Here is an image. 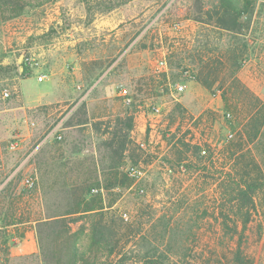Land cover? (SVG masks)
Returning a JSON list of instances; mask_svg holds the SVG:
<instances>
[{
    "label": "rangeland",
    "instance_id": "obj_1",
    "mask_svg": "<svg viewBox=\"0 0 264 264\" xmlns=\"http://www.w3.org/2000/svg\"><path fill=\"white\" fill-rule=\"evenodd\" d=\"M219 4L0 0V183L11 177L0 192V264H146L152 251L177 264H228L239 246L251 264H264V0H235L225 15ZM11 26L23 28L27 40L9 55ZM162 58L166 70L157 69ZM186 68L193 78L176 101L168 87ZM49 69L61 73L56 84L85 87L63 89L61 108L48 119L39 107L29 116L22 108L4 111L33 102L38 77ZM119 87L131 107L117 97ZM4 88L11 91L6 100ZM140 104L161 105L166 131L201 115L213 141L227 130L233 140L200 158L196 146L176 137L180 129L165 132L164 157L184 162L185 173L166 177L155 168L137 182L127 167L141 158L130 138ZM252 129L255 138L247 135ZM27 177L33 188L23 183ZM247 177L260 180L259 188L241 208L236 190ZM76 186L84 191L80 212L65 225L38 228L46 211L68 209ZM91 187L103 192L90 196ZM32 228L37 251L16 255L20 235Z\"/></svg>",
    "mask_w": 264,
    "mask_h": 264
},
{
    "label": "built area",
    "instance_id": "obj_2",
    "mask_svg": "<svg viewBox=\"0 0 264 264\" xmlns=\"http://www.w3.org/2000/svg\"><path fill=\"white\" fill-rule=\"evenodd\" d=\"M177 28L178 26L175 25ZM158 70H166L167 63L164 58L157 62ZM193 78L192 72L189 69H184L180 78L174 83L169 84L168 91L169 96L178 101L184 92L186 91V82H190ZM38 80L41 82L43 76H39ZM11 96V91L9 88H4L1 90V98L3 100L9 99ZM117 97H119L126 107H131L133 104V98L128 93L127 89L124 87H119L117 90ZM140 109L144 112V121L139 130V125H135L130 132V138L136 145L138 151L141 153V158L138 160L137 164H129L127 167L128 175L137 182H140L147 178L148 173L155 168L161 170L163 175L166 177H171L175 173L183 174L186 171L185 163L180 162L177 165L169 164L164 155L165 151H161L158 147L160 142L164 141L163 134L176 133L177 129H180L176 137L183 136L184 142L190 145H194L198 148V156L200 158H207L209 155L210 148H215L216 146L224 145L233 140V133L227 130L225 134L213 141L212 138L208 137L206 134V126L204 125L201 115L195 116L193 114L187 115L183 121L181 119L175 124L174 129L170 128L169 131L166 120V115L163 112V108L159 104H143ZM227 119L231 118L230 113L225 114ZM142 133V137H138L139 133ZM59 138V136H58ZM18 144L16 142L10 145L11 149H16ZM23 183L28 188H33L35 185L34 179L27 177L24 179ZM102 188H93L91 190V195H97L102 193ZM122 219L127 221L128 215L126 213L122 214ZM21 239L17 237L12 238L13 243H19Z\"/></svg>",
    "mask_w": 264,
    "mask_h": 264
},
{
    "label": "crops",
    "instance_id": "obj_3",
    "mask_svg": "<svg viewBox=\"0 0 264 264\" xmlns=\"http://www.w3.org/2000/svg\"><path fill=\"white\" fill-rule=\"evenodd\" d=\"M1 36H0V55L2 51H4L3 49L4 47L2 48V43L4 42V38L1 39ZM6 40H7L6 49H9L7 51H8V54L11 55L15 52L17 46L24 45L25 41L27 40V36H25L23 28H16V27L11 26L10 28H7ZM49 51H50L49 49L46 50V52H49ZM4 60L6 59L1 60V57H0V64L1 62L2 64L5 63ZM47 73H48L47 78L42 80L40 84H37L36 86L37 97L36 99L33 100V102L29 100L28 101L29 104L24 103L22 106L19 105L16 108L4 110V111H8L7 113H11V111L16 112L17 109L22 108L24 109V113L27 116H29L31 115V109L39 107V108H42L40 109L42 112L41 114H43L45 119H48L52 116H55L56 113L60 110L61 103L64 101L63 100V89H74L75 86L77 88L85 87L84 84H56L57 81H60L59 79H60L61 73L58 71H55L54 69H49ZM56 76H58V78H56ZM111 81L112 80H110L109 82ZM16 86L17 84H15V87ZM113 86L114 85L112 84L111 87ZM90 88H92V85L89 87V89ZM88 93H89V90H87L85 95L87 96ZM140 106L141 104L137 106V111L134 114V120L136 121L135 124L139 125V130L141 131L140 127L142 126L143 121H144V114H143L144 112L142 111V109H140ZM141 134L142 133L140 132L138 134V137H142ZM29 136L30 135L28 134L27 137ZM19 141H22V140H19ZM165 145H166L165 141L160 142V145L158 148L161 151H163ZM27 165H28L27 170L33 169V166L31 164H27ZM3 169L4 167L0 166V171ZM10 179L11 177L6 178L3 182L0 183V192L2 191L3 187L7 184V182L10 181ZM34 235H35L34 228L24 233V236H23V239L20 245L15 249L16 255H28L31 253H35L37 251Z\"/></svg>",
    "mask_w": 264,
    "mask_h": 264
},
{
    "label": "trees",
    "instance_id": "obj_4",
    "mask_svg": "<svg viewBox=\"0 0 264 264\" xmlns=\"http://www.w3.org/2000/svg\"><path fill=\"white\" fill-rule=\"evenodd\" d=\"M3 3H6L5 1H2ZM12 2V1H11ZM219 9L218 12H221L222 15H225L227 13H229L230 11H232L233 9H235V7H237L235 5V0H219ZM216 8V7H215ZM18 11H22V8H18L14 15H10L9 17H17L19 15ZM29 72L27 71L26 67L24 66V71H23V75L28 74ZM128 129L132 128V124L130 123L128 126ZM251 133L247 134L249 137L252 136L253 138H255V136L257 135V132L254 131V129L250 130ZM257 131V130H256ZM231 142V141H230ZM229 143V142H228ZM227 144V143H226ZM112 144H109V147L112 148L111 146ZM123 145L121 144V148L123 149ZM234 150L238 151L239 149L242 148V143H237L236 146H234ZM228 149V148H227ZM232 151V149H231ZM226 154L227 152H224V154L222 155V161H224L226 159ZM225 165V164H223ZM249 177L245 178L243 180V183L238 185V188L236 190V202H238V205L241 206V208H243V205L245 204H249L253 202V198L252 195L255 194L256 190L259 188L258 187V183L260 180L258 179H253V180H248ZM250 179V178H249ZM264 181V180H263ZM264 183V182H263ZM71 185V189L73 187L74 184H70ZM79 186H76L73 190H70L72 193V199L69 200L70 198H68V209L61 213V211L57 210V211H51V212H45V216L43 218L44 221H40V219L36 220L38 228H40L41 226L44 227H56L58 226L60 223H63L64 220L71 216L74 215L76 213H79L80 211H78L77 206L80 205V199L79 198V194L80 191L83 193L84 191H82V189L79 190L78 188ZM93 188H98V187H91L89 188V190L87 191V194L90 196H95V195H91V190ZM86 189V188H85ZM69 191V190H68ZM98 195V194H97ZM75 203V204H74ZM74 204V205H73ZM90 210H83L82 212L86 213ZM64 224V223H63ZM65 225V224H64ZM39 230V229H38ZM38 234H41L40 230L38 231ZM20 237L22 238L23 236L20 235ZM158 250V249H157ZM146 264H177L175 262H173L171 259H169L167 256L163 255V254H155V251H152V253L150 254V257H148V261L146 262ZM228 264H251V261L249 260V258H247V256L245 257L243 254V251L241 249V247L239 246L234 254V258L233 260L228 263Z\"/></svg>",
    "mask_w": 264,
    "mask_h": 264
},
{
    "label": "water",
    "instance_id": "obj_5",
    "mask_svg": "<svg viewBox=\"0 0 264 264\" xmlns=\"http://www.w3.org/2000/svg\"><path fill=\"white\" fill-rule=\"evenodd\" d=\"M22 59H23V54H21V55L19 56L18 61L20 62V61H22Z\"/></svg>",
    "mask_w": 264,
    "mask_h": 264
}]
</instances>
